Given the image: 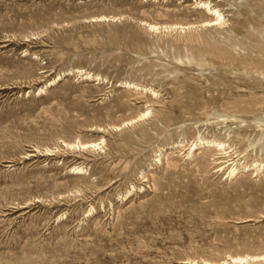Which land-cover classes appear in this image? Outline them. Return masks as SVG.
<instances>
[{
	"label": "rangeland",
	"instance_id": "1",
	"mask_svg": "<svg viewBox=\"0 0 264 264\" xmlns=\"http://www.w3.org/2000/svg\"><path fill=\"white\" fill-rule=\"evenodd\" d=\"M200 1L224 23L144 25H198ZM100 16L116 19L92 22ZM76 139L104 143L62 144ZM199 141L229 157L200 148L186 158ZM227 159L239 169L231 179L218 172ZM260 165L264 0H0V264L263 254Z\"/></svg>",
	"mask_w": 264,
	"mask_h": 264
},
{
	"label": "bare ground",
	"instance_id": "2",
	"mask_svg": "<svg viewBox=\"0 0 264 264\" xmlns=\"http://www.w3.org/2000/svg\"><path fill=\"white\" fill-rule=\"evenodd\" d=\"M195 7H197L198 10L199 9L202 10L205 13V15H206V18L200 24H198V25H195V24H186V25H180V24L160 25V24H155V23H144V25L151 32H160V31L169 32V31H175V30H177V31L178 30L179 31H186V30L194 29L196 27H210L211 28V27H215L217 25L219 26L220 24H223L224 23L223 15L219 12V10H217L216 8L211 7L209 3L204 2V1H202V2L200 1V2H198L195 5ZM115 19H116V17L100 16V17L92 18L91 20H92V22L93 21L94 22H109V21H115ZM78 72H80V74H81V72H83V71H78ZM83 75L85 76V79L94 78L89 73H85L84 72ZM95 78H97V77H95ZM59 80H61V77L60 76L57 77V79H53L52 81H50L48 85H46V86L44 85L45 88L39 89L38 90V93H44L46 91V89H47L48 86L55 85V83L57 81H59ZM124 86L131 87V88H136L138 90V87L135 86V85H133V84H126L125 83ZM143 90L146 91L147 89L146 90L143 89ZM148 91L149 90H147V92ZM148 115H150V112L147 110V111L143 112L139 116V119L145 118ZM135 120L127 121V122H125L124 125H121V126H114L113 129L115 131H120L122 129L121 128L122 126L123 127L131 126L134 123ZM96 129L98 130V132H101V130H103L102 128H96ZM75 141L76 142H74V143H66V142L62 141V144L64 146H66L67 148L69 147L72 150L73 149H76L78 151H88V150L90 151V150H94V149H96V150L97 149H100L99 148L100 145L104 143V140L103 139H100V141L97 142V143H82L81 141H79L77 139ZM101 147H102V145H101ZM175 148H177V147H175ZM200 148H203L204 150L206 149L207 151H215V152H218V154L220 156H222L223 159L229 157V151L225 148V144L220 143V142H211V141L192 142L189 145L188 149H186V154H184L185 157L186 158L193 157L194 153L197 150L199 151ZM33 151H35V149ZM37 152L40 153L39 151H37ZM43 152L45 153V154L43 153L45 156H52L54 154V151H52V150H50L48 148H45V150ZM41 153H42V151H41ZM32 154H29L28 153L27 156H29V157L30 156H33ZM215 155H217V154H215ZM159 156H161V155H159ZM157 158H159V157H157ZM222 158L220 157L219 159H222ZM156 164H157V162H156ZM217 164H219L218 172H225L224 174L226 175V179H231L233 177H236V175L238 174L239 169L237 168V165L235 164V161H233L231 159L221 160ZM252 166H254V165H252ZM255 168H256V172L257 173L259 171H262L264 169L263 166H261V165L260 166H255ZM72 170H74V174L75 175H79V176L82 175V173L84 172L82 168L77 167V166L75 168H73ZM201 262H202V264H251V263H257V262H264V253L263 254H259V255H248V254H245V255H236V256L227 255V257L224 260L219 261V262H212V261H207V260H201ZM182 263L183 264H197L195 262V260L183 261Z\"/></svg>",
	"mask_w": 264,
	"mask_h": 264
}]
</instances>
